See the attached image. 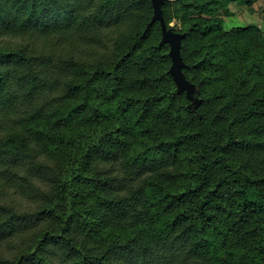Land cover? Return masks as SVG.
<instances>
[{
    "label": "trees",
    "instance_id": "trees-1",
    "mask_svg": "<svg viewBox=\"0 0 264 264\" xmlns=\"http://www.w3.org/2000/svg\"><path fill=\"white\" fill-rule=\"evenodd\" d=\"M256 1L0 0V264H264Z\"/></svg>",
    "mask_w": 264,
    "mask_h": 264
},
{
    "label": "water",
    "instance_id": "water-1",
    "mask_svg": "<svg viewBox=\"0 0 264 264\" xmlns=\"http://www.w3.org/2000/svg\"><path fill=\"white\" fill-rule=\"evenodd\" d=\"M154 7L153 20L159 21L162 30V40L170 44V55L172 58V64L170 67V72L178 86L187 89V93L190 94L192 91V83L186 79L182 72L183 60L181 55V44L182 35L180 32L170 29L167 26L165 16L162 10L163 0H152Z\"/></svg>",
    "mask_w": 264,
    "mask_h": 264
},
{
    "label": "rangeland",
    "instance_id": "rangeland-1",
    "mask_svg": "<svg viewBox=\"0 0 264 264\" xmlns=\"http://www.w3.org/2000/svg\"><path fill=\"white\" fill-rule=\"evenodd\" d=\"M166 1L167 0H163V3ZM255 5L257 8L254 7ZM229 7V13L224 14L225 29L230 30L234 27H243L251 24H255L264 29V0H258L252 6L233 2ZM222 10L223 9H219V12L222 13ZM170 25L175 28H180L181 22L179 19L175 18L170 22Z\"/></svg>",
    "mask_w": 264,
    "mask_h": 264
},
{
    "label": "crops",
    "instance_id": "crops-1",
    "mask_svg": "<svg viewBox=\"0 0 264 264\" xmlns=\"http://www.w3.org/2000/svg\"><path fill=\"white\" fill-rule=\"evenodd\" d=\"M254 7H255V8H257V6H256V5H255Z\"/></svg>",
    "mask_w": 264,
    "mask_h": 264
}]
</instances>
